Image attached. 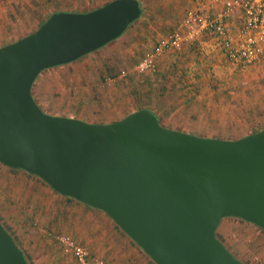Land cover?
Returning a JSON list of instances; mask_svg holds the SVG:
<instances>
[{
  "label": "water",
  "instance_id": "obj_1",
  "mask_svg": "<svg viewBox=\"0 0 264 264\" xmlns=\"http://www.w3.org/2000/svg\"><path fill=\"white\" fill-rule=\"evenodd\" d=\"M139 0L49 14L0 46V164L105 212L154 264H244L216 239L224 218L264 231V129L236 139L162 127L149 109L108 123L52 115L32 96L44 69L114 40ZM0 264H29L0 224Z\"/></svg>",
  "mask_w": 264,
  "mask_h": 264
},
{
  "label": "rangeland",
  "instance_id": "obj_2",
  "mask_svg": "<svg viewBox=\"0 0 264 264\" xmlns=\"http://www.w3.org/2000/svg\"><path fill=\"white\" fill-rule=\"evenodd\" d=\"M38 1H10L16 15L10 24L16 32L8 35V40L32 32L44 20L33 18L34 9L30 11V5L38 6ZM103 1L84 0L66 4L65 8L83 12ZM140 1L143 12L152 15L145 16L138 34V38L144 39L146 49L168 34L192 3V0ZM215 45L213 41L214 51L210 52L175 54L177 58L175 61L171 58L172 63L164 57L156 72H128L124 78L117 77L119 71H130L140 54L134 51L121 56L119 45L112 52L105 46L64 65L66 71L55 68L51 75H42L49 85L44 90L45 98L38 101L46 113L58 111L86 120H104L109 119L104 115L115 101L122 100L135 110L148 106L161 116L160 123L167 129L199 137L236 139L261 130L264 128V55L253 64L238 66L229 62ZM170 65H175L173 70ZM27 179L28 175L21 170L0 164V224L21 248L29 264H77L70 251L55 240L58 234L70 236L108 264H121L125 254L141 251L105 212L93 207H73V219L56 220L53 226L45 227V212L40 213L34 204L38 200L54 201L41 191L31 202L26 200ZM218 236L224 247L244 264H264V232L255 224L236 217L222 219Z\"/></svg>",
  "mask_w": 264,
  "mask_h": 264
},
{
  "label": "built area",
  "instance_id": "obj_3",
  "mask_svg": "<svg viewBox=\"0 0 264 264\" xmlns=\"http://www.w3.org/2000/svg\"><path fill=\"white\" fill-rule=\"evenodd\" d=\"M204 36L211 37L225 58L235 65L259 61L264 55V0H192V6L170 32L141 55L130 71L120 70L117 77L124 78L128 72H156L164 55ZM55 240L70 251L77 264H108L68 235H55Z\"/></svg>",
  "mask_w": 264,
  "mask_h": 264
},
{
  "label": "crops",
  "instance_id": "obj_4",
  "mask_svg": "<svg viewBox=\"0 0 264 264\" xmlns=\"http://www.w3.org/2000/svg\"><path fill=\"white\" fill-rule=\"evenodd\" d=\"M10 1L11 0H0V46L7 44L9 42H12V40H8L6 37L10 34H13V33L15 34V32H16L15 31L16 29L12 28L11 24H10V22H12L14 20V17L16 16V15H13L14 10L12 9V5L10 4ZM82 2H84V0H79L78 2L76 0H58V1L52 0L49 2H46L45 0H40L37 3L38 6H31L30 5V8H31L30 11H32L34 9L33 18H35V19L42 18L45 20V18L49 14H51L53 12H57V11L80 12V11H71V10L66 9L65 7H66V4H76V3L79 4ZM103 2H108V1L105 0ZM139 2L141 4L140 0H139ZM191 5H192V3H191ZM191 5H190V7H191ZM27 6H29L28 3H27ZM145 16L150 18L152 15L149 13H144L143 8L141 7L140 16L135 21H133L131 24H129L127 26V28L124 30L125 33L122 34L124 32L123 31L121 33L122 35L118 36L117 38L108 42L107 44H105L102 47L106 46V48L110 52H112L114 50V48H116L117 45H119L120 46V48L118 49L119 55L128 56L129 53H133L135 51V53L140 54L139 57H141V55H143L147 50H149L157 41L156 40L150 48L146 49L145 48L146 44L143 43L144 39L138 38L139 30L144 25L143 20L147 18ZM128 27H129V29H128ZM213 41L214 40L212 38L204 36V37L196 40L190 46H183V47H181V49L179 51L170 52L169 54L164 55L161 59H159L157 65H159V63L162 61V59L164 57H166V60H168V61H170L171 58H172V61H175L173 59L177 58L176 57L177 54L183 55V56H187V55L189 56V55H193V54L194 55L198 54L199 52L214 51ZM102 47H100V48H102ZM219 53H220V51H219ZM84 56H82L76 60H79V59L83 58ZM139 57L137 58V60L139 59ZM75 61H72V62H75ZM172 61H170V62L172 63ZM135 62H134V64H135ZM70 63H67V64H70ZM64 65H59V66H55V67H51V68H47V69L42 70L36 76V78L34 79V81L32 83L33 84L32 85V96L35 99V101L37 102V104L39 105V107L45 112H46V110H44L42 108V106L40 105V102L38 101V98L39 99H43V97L45 98L44 90H45V87H47L49 85V82H47L41 76L44 74H45V76H47V74L51 75L52 72H54L55 68H61L62 72L64 70L66 71L67 68H62ZM174 66L172 67V65H170V68L173 70ZM45 71H46V73H44ZM137 109L138 110L139 109L151 110L158 117V120L161 122V116L157 112H155L154 110L149 108L148 106H141L140 108H137ZM133 111H136V110L131 109V106H128L125 101L122 102V100H118V101H115V105L112 108H110L109 111H107V113H105V115H104V117L109 116V119H104V120L103 119L86 120V119L81 118L79 116H74V115L67 114V113H61L58 111L54 112V113L53 112H48V113H50L52 115L74 117V118L85 120L87 122L108 123V122H112L115 120H119V119L123 118L124 116H126L127 114H129ZM182 132H185V131H182ZM206 138H208V137H206ZM22 172L25 173L26 171L24 172V170H23ZM25 174H27V173H25ZM27 175L29 178V179H27L29 184L27 185V188L25 189L26 191H28L27 195H25L26 200L28 199L31 202L32 200H34L35 197H37L38 191L39 192L41 191L45 194L50 195L52 200L54 201V203H52L49 201L38 200L37 203L34 204V207H36V208L39 207L38 209H40L39 210L40 213H42L43 211L45 212V215H46L45 216V227L53 226L54 224H56V222H55L56 220L68 221L70 219H73L74 218L73 217V211L74 210L72 209L73 207L79 206V208H81V209L88 208V207H86L85 204H83V203H81L75 199H70V197L61 195L58 192L54 191L51 187H49V185L40 181L36 176H34V175L32 176L30 174H27ZM36 190H37V193H36ZM74 202H77V203L79 202L78 204H80V205H78V204L76 205V204H74ZM55 206H57V207H55ZM76 218L78 219V216L75 217V220H76ZM232 218H234V217H232ZM232 218H228V219H232ZM224 219H226V218H224ZM221 223H222V220H221V222H220V224L216 230V239L223 245V243L220 241V237L218 236V231H219V228L221 226ZM221 234L224 235V233L222 231H221ZM131 253H132L131 254L132 256L130 254H125L126 257H124V259L121 258V261H120L121 264H154L150 260L149 257H147L143 254L142 251L137 252L134 250V251H131ZM105 254L106 253H104V255ZM105 258H107V259L109 258V260H110V256H108V254L105 255ZM237 258H239V257H237Z\"/></svg>",
  "mask_w": 264,
  "mask_h": 264
},
{
  "label": "trees",
  "instance_id": "obj_5",
  "mask_svg": "<svg viewBox=\"0 0 264 264\" xmlns=\"http://www.w3.org/2000/svg\"><path fill=\"white\" fill-rule=\"evenodd\" d=\"M110 0H108V2H109ZM105 3H107V2H105ZM105 3H102L101 5H103V4H105ZM101 5H97V6H95L94 8H96V7H99V6H101ZM141 5V4H140ZM141 7H142V5H141ZM140 7V8H141ZM91 9H93V8H91ZM90 9V10H91ZM86 11H88V10H86ZM43 22V21H42ZM41 22V23H42ZM98 50V49H97ZM96 50V51H97ZM71 63H73V62H71ZM65 65H67V64H65ZM160 122V121H159ZM163 127V126H162ZM262 129H264V128H262ZM260 130V128L258 129V130H256V132L257 131H259ZM254 133V132H253ZM12 169H16V170H22V169H19V168H12ZM23 171V170H22ZM25 172V171H24ZM25 173H27V174H30V173H28V172H25ZM35 176V175H34ZM37 177V176H36ZM40 181H42V182H44L42 179H40L39 177H37ZM45 183V182H44ZM50 187V186H49ZM70 199H73V198H70ZM86 207H89V208H91L90 206H88V205H86ZM122 232V231H121ZM264 232V231H263ZM125 235V234H124ZM128 239H129V237L127 236V235H125ZM132 242V241H131ZM78 243V242H77ZM226 248V247H225ZM141 250V249H140ZM142 251V250H141ZM143 252V251H142ZM143 254L145 255V256H147L148 257V255L147 254H145L144 252H143ZM233 255V254H232ZM233 256H235V255H233ZM236 257V256H235ZM237 258V257H236ZM239 259V258H238ZM151 260V259H150ZM240 260V259H239ZM152 261V260H151ZM241 261V260H240ZM153 262V261H152ZM243 262V261H242ZM154 263V262H153Z\"/></svg>",
  "mask_w": 264,
  "mask_h": 264
}]
</instances>
